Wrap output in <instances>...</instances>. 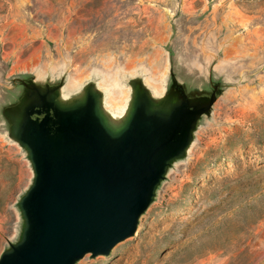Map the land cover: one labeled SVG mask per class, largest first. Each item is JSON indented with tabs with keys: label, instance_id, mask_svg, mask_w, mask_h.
Wrapping results in <instances>:
<instances>
[{
	"label": "rangeland",
	"instance_id": "obj_1",
	"mask_svg": "<svg viewBox=\"0 0 264 264\" xmlns=\"http://www.w3.org/2000/svg\"><path fill=\"white\" fill-rule=\"evenodd\" d=\"M172 76L220 96L135 235L77 264H264V0H0V258L34 180L6 114L23 81L93 84L119 117L137 81L162 96Z\"/></svg>",
	"mask_w": 264,
	"mask_h": 264
},
{
	"label": "water",
	"instance_id": "obj_2",
	"mask_svg": "<svg viewBox=\"0 0 264 264\" xmlns=\"http://www.w3.org/2000/svg\"><path fill=\"white\" fill-rule=\"evenodd\" d=\"M58 106L46 126L19 137L31 150L34 180L19 203L20 241L0 264L108 256L135 235L180 151L147 112L131 120V109L114 125L92 99Z\"/></svg>",
	"mask_w": 264,
	"mask_h": 264
},
{
	"label": "flooded vegetation",
	"instance_id": "obj_3",
	"mask_svg": "<svg viewBox=\"0 0 264 264\" xmlns=\"http://www.w3.org/2000/svg\"><path fill=\"white\" fill-rule=\"evenodd\" d=\"M22 86L24 92L20 103L16 107L7 108L6 114L14 138L19 140L30 155V148L22 144L19 137H24L32 128L40 130L41 126H46L51 118H55V114L60 111L58 105L61 103L62 94L60 95L59 90L62 87L41 86L34 81L29 83L23 81ZM220 90L221 85L216 83L210 90H204L198 94L191 93L185 84L172 76L166 94L158 99L152 95L150 88L137 81L129 101V112L132 109L131 120L134 119L136 113L142 115L140 113L147 112L152 115L151 119L160 125L161 133L165 132L166 142L176 143L175 151L180 150L172 166L189 154L188 151L194 142L199 124L202 118L211 113L220 96ZM81 91H83L81 99L85 100V104L92 99L104 112L103 97L106 93L93 84H89ZM136 119L138 118L134 120ZM184 148L187 150L186 154Z\"/></svg>",
	"mask_w": 264,
	"mask_h": 264
},
{
	"label": "bare ground",
	"instance_id": "obj_4",
	"mask_svg": "<svg viewBox=\"0 0 264 264\" xmlns=\"http://www.w3.org/2000/svg\"><path fill=\"white\" fill-rule=\"evenodd\" d=\"M147 86L151 89L152 95L154 97H156V98L161 97L160 93L156 92L151 86H149V85H147ZM82 94H83V91H79L78 93H73V94H66L65 92H62V95H61V103H63V104H71L75 100L81 99ZM107 96L108 95L105 94L104 97H103V108H104L103 110H104L106 116H108L109 120L112 122V124H114V125H120L121 123H123L124 119L126 118L128 112H129V107H130L129 106V101H128L129 98H127V100H126V110H125L124 114L121 116L120 115L121 112H118L117 115H119V117H117V116L112 115L110 112H108V110L105 107L106 100H107ZM109 108H111V107H109Z\"/></svg>",
	"mask_w": 264,
	"mask_h": 264
}]
</instances>
